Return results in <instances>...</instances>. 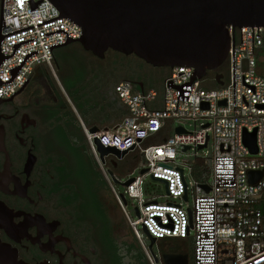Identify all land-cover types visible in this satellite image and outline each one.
<instances>
[{
	"label": "built area",
	"instance_id": "obj_1",
	"mask_svg": "<svg viewBox=\"0 0 264 264\" xmlns=\"http://www.w3.org/2000/svg\"><path fill=\"white\" fill-rule=\"evenodd\" d=\"M27 1L3 0L2 16L6 27L1 29L2 36L27 27L33 29L5 37L0 44L1 53L10 56L13 45L30 39L33 41L19 46L13 57L1 63L0 81L10 79L9 70L17 67L26 54L35 51L38 54L25 61L10 84L0 86L2 100L19 91L39 67H47L55 76V48L50 53L49 47L64 44L66 35L59 32L45 37V34L61 29L71 39H78L82 33L79 26L65 18L40 25L57 18L58 10L49 0H42L37 9L31 10ZM32 1L37 3L39 0ZM228 33V75L223 86L204 90L200 88V80H193L187 101H180L178 91L169 89L167 83L171 82L174 86L188 84L194 70L175 67L170 69V76L164 82L162 109L153 110L149 105L156 100L154 90L135 91L130 82H120L115 91L127 107L128 115L108 130L90 133V128L83 129L97 159L95 140L102 147L119 152L140 150L139 164L143 163L144 172L125 187L127 195L138 202L139 216L137 220H131L124 207L123 213L150 264L154 263L138 227L157 241L191 240L192 256L188 264H264V27H258V33L257 27H252V31L251 27H228ZM258 60L261 61L259 68L262 67V75L256 73ZM165 120H171L172 124L176 120L201 121L202 124L193 132L179 127L184 130L182 134H176V128H172V135L164 143L142 147L144 140L158 132ZM244 133L255 134L256 154H251L245 146ZM209 142L212 145L211 185L203 186L210 190L208 194H195L191 225L187 209L181 202L160 204L143 199L141 185L147 177L164 182L166 195L173 200H183L190 187L197 189L198 185L190 177V166L191 182L187 183L184 170L171 163L177 161L179 151L193 152L195 157L206 163L207 152L203 150ZM186 147L188 150L183 151ZM250 172L261 173V177L256 182H249Z\"/></svg>",
	"mask_w": 264,
	"mask_h": 264
},
{
	"label": "flooded vegetation",
	"instance_id": "obj_2",
	"mask_svg": "<svg viewBox=\"0 0 264 264\" xmlns=\"http://www.w3.org/2000/svg\"><path fill=\"white\" fill-rule=\"evenodd\" d=\"M2 8L0 0V44ZM73 44L55 60L63 82L39 67L21 92L0 101V264H12V252L18 264H150L111 183L134 171L136 150L100 160L82 140L87 124L102 130L107 114L85 93L89 69L81 60L89 52ZM154 71L145 74L148 80ZM154 244L158 259L174 251L190 258L177 240Z\"/></svg>",
	"mask_w": 264,
	"mask_h": 264
},
{
	"label": "water",
	"instance_id": "obj_3",
	"mask_svg": "<svg viewBox=\"0 0 264 264\" xmlns=\"http://www.w3.org/2000/svg\"><path fill=\"white\" fill-rule=\"evenodd\" d=\"M27 2H29L30 9L33 10L37 9V5L42 0L37 3H33L32 0ZM49 2L58 10L59 16L40 25L65 18L79 26L82 31L78 39H71L61 29L45 34V37L59 32L66 35L64 44L49 47L50 53L53 48L57 50L72 43H78L84 51L98 59H104L105 53L111 50L125 56L134 55L154 68L190 67L194 70L190 83L181 86H174L171 82L167 83L169 89L178 91V100L183 102L188 99L193 80L201 81L207 72L216 70L226 62L230 44L228 27L238 29L251 27V31L252 27H257V33L258 27H264V0H49ZM2 24V27H6L4 16H2ZM31 28L33 29V27H27L4 35L2 40L7 36ZM257 38L259 37L257 36ZM32 41L33 39H30L13 45V53L10 56H4L0 50V65L6 59L14 56L19 46ZM232 44L234 47L233 31ZM36 54H38L37 51L26 54L24 60L17 67L9 70L10 79L7 82L0 81V86L10 84L25 61ZM222 79L223 76L220 74L215 76L218 86L224 85ZM27 82L26 80L20 90L10 98L21 92ZM233 90L235 108L234 50ZM0 101L5 100L0 99ZM98 131L99 129L95 127L89 130L90 133ZM175 133L182 134L184 130L178 127L175 129ZM243 142L251 154H256L254 133H244ZM0 143H2L1 139ZM94 144L100 160H103L107 155L121 158L127 153L104 148L97 140L94 141ZM186 150L188 147L183 151ZM143 172V170L140 171V173ZM260 177L261 173L250 172L248 174L249 182H256ZM132 181L133 178L121 184L112 180L113 183L124 187L130 185ZM162 183L166 192L165 184ZM198 189L204 194H208L210 190L205 186H198ZM120 196L125 204L124 196ZM183 200L187 201L186 194ZM134 212L138 217L137 208L134 209ZM187 213L191 225L192 210L187 209ZM143 231L145 232L144 229ZM148 238L150 241L148 251L156 263L188 264V257L177 251L164 254L158 259L157 255L152 253V246L157 240L149 236ZM2 251H4L2 253L5 257L4 261H6L4 263H7V249L3 248ZM0 260L3 261V258L1 257ZM12 264H18L13 252Z\"/></svg>",
	"mask_w": 264,
	"mask_h": 264
},
{
	"label": "trees",
	"instance_id": "obj_4",
	"mask_svg": "<svg viewBox=\"0 0 264 264\" xmlns=\"http://www.w3.org/2000/svg\"><path fill=\"white\" fill-rule=\"evenodd\" d=\"M76 45V44H75ZM75 45H70L69 47H62L60 50L54 52L53 69L58 76L59 80L63 82L64 75L60 72V64L55 63L57 60V54H69L73 51ZM76 48V47H75ZM85 63V67L89 70H85L88 77L91 89L87 90L86 94H92L96 96L97 103L95 107L101 105L105 108L104 112L107 114L106 119L100 129H109L119 123L124 117L128 115L127 107L119 100L115 87L120 82H130L135 91L146 92L148 90H154L156 92V100L149 105L150 109L160 110L163 106V94H164V82L170 76L171 70L169 68H154L134 55L125 56L120 53L108 50L104 59H98L91 55L86 54L85 59L81 60ZM261 61H257L256 73L262 75L260 71ZM47 70V67L44 66ZM155 70L154 77L148 80L145 76L147 72ZM218 72L223 75L222 81L224 84L227 82L228 75V65L225 62L218 69ZM215 74L211 75L209 81H200V88L204 90H213L219 86L215 82ZM209 74V72H207ZM83 79V78H82ZM81 79V80H82ZM84 82H87L84 80ZM143 85V89L139 88V85ZM82 91V89H81ZM79 91V94L83 95V91ZM87 109V106L85 105ZM81 112L82 109L78 107ZM91 124H87V128H90ZM172 135V121L165 120L163 127L155 134L148 137L142 143V147L160 145L164 143ZM82 140L87 143L84 132L81 131ZM140 150L137 149L135 154L130 158V163H132L131 170H134L140 162ZM211 172V166L202 159L196 158V161L190 165V177L198 185L203 186L209 184V176ZM180 242L181 248L184 252L190 254L189 262L191 261V240L187 239H174Z\"/></svg>",
	"mask_w": 264,
	"mask_h": 264
},
{
	"label": "rangeland",
	"instance_id": "obj_5",
	"mask_svg": "<svg viewBox=\"0 0 264 264\" xmlns=\"http://www.w3.org/2000/svg\"><path fill=\"white\" fill-rule=\"evenodd\" d=\"M260 68L262 69V67H260ZM201 124H202L201 121H196L194 123V121H192V120H178V121L176 120L172 124V128L182 127L183 129H185L188 132H193L194 130H198L200 128ZM205 151L207 152V163H208V165L211 166V162H212L211 161V159H212L211 142H209L207 148H205L203 150V152H205ZM200 152L201 151H199V153ZM196 158H199V157H195L193 152L187 151L185 153H182L181 151H179L177 161L174 163H171L172 166L184 170L185 180L187 183L191 182V179L189 177L188 166L193 164L196 161ZM144 168L145 167H144L143 163L138 164V166L134 169V171L130 175H126V176L121 178V184L124 183L125 181H127L128 179L138 177L140 175V171ZM111 183H112L113 188L116 191V193L118 195H123L125 200H126V203L124 204L122 202V204H123V207L125 209L127 216L131 220H137V216L134 212V209L138 206V202L131 199L127 195L126 188L124 186L113 183V182H111ZM208 183H209V185H211V179H209ZM141 192H142L143 199L146 201L157 202L160 204H162V203L177 204V203L181 202L185 209H192L193 208V202H194L195 194H196V196H200V195L204 194L200 189L197 188L194 190L190 187L188 194H187V202L186 203L184 200H181V199L173 200L172 198H170L166 195L164 185L162 183L153 181L148 177L145 178L144 181L142 182ZM138 230H139V233L143 235V243L148 250V247L150 245L149 238L141 227H138ZM152 253L154 255L159 254V249H158V246L156 244H154L152 246ZM190 253L192 256V247L190 249ZM158 264H162V263L159 262Z\"/></svg>",
	"mask_w": 264,
	"mask_h": 264
}]
</instances>
